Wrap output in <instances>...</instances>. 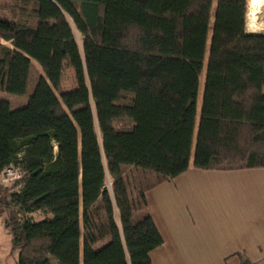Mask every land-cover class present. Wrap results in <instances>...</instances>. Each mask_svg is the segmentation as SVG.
<instances>
[{
  "label": "trees",
  "instance_id": "1",
  "mask_svg": "<svg viewBox=\"0 0 264 264\" xmlns=\"http://www.w3.org/2000/svg\"><path fill=\"white\" fill-rule=\"evenodd\" d=\"M9 10L0 92L26 95L40 70L25 107L0 102V177L23 174L0 185L16 264H152L164 239L149 213L136 219L148 192L190 168L264 169V34L248 33L249 0Z\"/></svg>",
  "mask_w": 264,
  "mask_h": 264
},
{
  "label": "crops",
  "instance_id": "2",
  "mask_svg": "<svg viewBox=\"0 0 264 264\" xmlns=\"http://www.w3.org/2000/svg\"><path fill=\"white\" fill-rule=\"evenodd\" d=\"M189 172L191 168L185 174ZM212 172L227 181L226 187L221 201L213 194L207 207L193 205V210L190 209L191 216L197 221L199 215L206 218L205 222L198 221L200 226L187 225V231L191 229L192 234L185 232L182 238L191 239V247L176 240L170 221L166 227L154 210L148 211L164 243L165 239H175V246L177 244L182 250H195L191 253L190 263L181 255L180 264H264V169ZM149 206L147 194V208ZM169 259L162 258L157 250L151 254L152 264L167 263ZM13 260L16 264V259Z\"/></svg>",
  "mask_w": 264,
  "mask_h": 264
},
{
  "label": "rangeland",
  "instance_id": "3",
  "mask_svg": "<svg viewBox=\"0 0 264 264\" xmlns=\"http://www.w3.org/2000/svg\"><path fill=\"white\" fill-rule=\"evenodd\" d=\"M14 4L15 0H0V14L4 16H11L9 9ZM249 14L257 17V19L255 21L256 27H253V21L249 20V16H247L248 31L251 33L256 32L255 34H258L260 33L259 31H261V33L264 34V0H252V3L249 0L248 15ZM39 74L40 70L33 66L26 95L14 96L0 92V102H9L13 110L25 107L34 92L35 86L39 79ZM204 80L205 73L200 78V102L203 94ZM74 87L75 77L73 72H69V77L67 82L64 84V89L70 90ZM215 175L216 174H214L212 171L191 168V172L185 174L179 179L159 185L148 192L150 206L145 211L139 213L136 219L139 220L147 215L150 211L154 210L156 215L160 216L161 223L164 226L166 225L167 227L170 221L173 235L174 237L178 238L176 240L183 244H188L191 247V239H184L186 236L182 238L185 232L192 234L191 229L187 231V225L192 226L196 224L197 226H200L199 222H205L206 218L199 215L197 217L199 221L198 222L196 217L191 216L190 209L193 210V205L194 207L203 205L207 207V204H209V199H212L211 197L213 194H216V200L221 201V198L223 197V189L226 187L225 183H227V181H223L221 175ZM184 213H187L188 216H184ZM198 234L200 235L201 232H198ZM174 240L175 239H165L163 248H159V250H157L159 251V254L162 258H170L167 263L164 261L162 264H175L176 262L177 264H180L181 255L183 258H187V263H190L191 253L192 251L194 253L195 250L192 248L182 250V248L178 247L177 244L175 246ZM103 244L106 243H100L98 247H101ZM11 249V237L4 228L0 213V264H14V257L11 254ZM53 264L57 263L53 261Z\"/></svg>",
  "mask_w": 264,
  "mask_h": 264
},
{
  "label": "built area",
  "instance_id": "4",
  "mask_svg": "<svg viewBox=\"0 0 264 264\" xmlns=\"http://www.w3.org/2000/svg\"><path fill=\"white\" fill-rule=\"evenodd\" d=\"M259 32L261 33V31H259ZM22 177H23V174L19 169L8 168L1 175L0 185L1 186H8L12 183H15V182L21 180Z\"/></svg>",
  "mask_w": 264,
  "mask_h": 264
},
{
  "label": "bare ground",
  "instance_id": "5",
  "mask_svg": "<svg viewBox=\"0 0 264 264\" xmlns=\"http://www.w3.org/2000/svg\"><path fill=\"white\" fill-rule=\"evenodd\" d=\"M249 16V20H251V21H253L252 23H253V27H256V23H255V21H256V19H257V17H254V16H252V15H248ZM252 28V27H251ZM260 28V27H259ZM261 29V28H260Z\"/></svg>",
  "mask_w": 264,
  "mask_h": 264
}]
</instances>
